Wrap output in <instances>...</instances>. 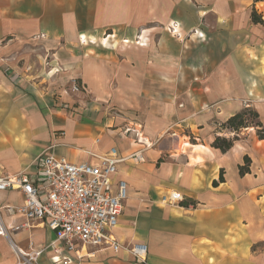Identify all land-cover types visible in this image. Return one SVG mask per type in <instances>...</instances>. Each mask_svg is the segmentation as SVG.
I'll list each match as a JSON object with an SVG mask.
<instances>
[{"label":"crops","instance_id":"obj_1","mask_svg":"<svg viewBox=\"0 0 264 264\" xmlns=\"http://www.w3.org/2000/svg\"><path fill=\"white\" fill-rule=\"evenodd\" d=\"M263 5L0 0V177L34 176L44 151L91 165L112 149L121 158L141 152L143 162H121L113 177L126 185L112 232L122 246L144 244L148 264H254L264 244V140L249 127L224 154L211 143L232 138L218 126L246 107L264 126V28L251 20ZM257 13L264 20V7ZM76 79L86 92L78 100L54 97ZM244 157L249 173L240 175ZM173 191L183 201L163 202ZM22 201L0 192V207ZM1 221L23 250L60 244L47 220L16 233L24 215ZM54 256L51 247L37 264ZM59 257L137 264L124 249L78 245ZM0 264H16L3 236Z\"/></svg>","mask_w":264,"mask_h":264},{"label":"built area","instance_id":"obj_2","mask_svg":"<svg viewBox=\"0 0 264 264\" xmlns=\"http://www.w3.org/2000/svg\"><path fill=\"white\" fill-rule=\"evenodd\" d=\"M177 27L174 24L169 30L175 34ZM122 44H129V41L124 40ZM71 88L73 91L79 90L75 83ZM137 143L143 144L138 139ZM92 156L98 159L97 165L71 163L65 157H56L44 151L34 160L37 169L34 176L22 172L0 177V192L17 191L23 199L17 207H0V236L9 239L16 264H37L43 253L51 247L55 253L50 259L53 264H80L79 258L72 260L59 257L60 252H76L78 245L95 250L111 249L114 252L124 249L137 264H148L144 244L124 247L112 233L126 199L125 182L119 181L116 186L113 185L116 166L129 159L143 162L141 152L121 158L112 149L106 155ZM182 201L183 197L177 191L170 192L163 199L169 205H177ZM1 213L8 216L22 214L26 218L25 224L15 226L11 233L47 220V226L56 233V241L60 244L35 249L29 243L27 250L19 248L4 228Z\"/></svg>","mask_w":264,"mask_h":264},{"label":"trees","instance_id":"obj_3","mask_svg":"<svg viewBox=\"0 0 264 264\" xmlns=\"http://www.w3.org/2000/svg\"><path fill=\"white\" fill-rule=\"evenodd\" d=\"M251 20L254 24H260L264 28V20L255 12V10H252ZM218 127L220 130H226L234 134L233 138L230 139L216 136L211 143L212 148L218 149L223 154L230 150L234 141L238 140V135L243 129L249 127L254 128L257 138L259 140H264V126L259 122L256 111L249 107L234 114L225 123L220 124ZM249 165V159L244 157V165L238 167L239 174L245 175L246 173H249ZM213 185H216V182H213Z\"/></svg>","mask_w":264,"mask_h":264},{"label":"rangeland","instance_id":"obj_4","mask_svg":"<svg viewBox=\"0 0 264 264\" xmlns=\"http://www.w3.org/2000/svg\"><path fill=\"white\" fill-rule=\"evenodd\" d=\"M264 7V5L262 6V7H258V8H255L254 10L256 11V13L257 12H259V10L260 9H262ZM258 14V13H257ZM259 15H261V13H259ZM262 16V15H261ZM8 72H9V70H8ZM8 75H10V73H8ZM73 83H75L76 85H77V87H78V92L77 91H73L72 90V84ZM60 91V93L59 94H57V95H54V97H58V98H67V100H68V97H70L71 99L72 98H76V100H78L79 98V95L81 94V93H86L85 92V90L83 89V86H82V84L76 79V80H71L70 81V85L67 87V88H65V89H63V90H59ZM64 104V103H63ZM66 104H68V103H66ZM116 109V108H115ZM109 111H114V110H111V109H108ZM118 111V110H117ZM119 113H121V115H128V114H124V112L123 111H120L119 110ZM137 116H138V114H137ZM244 130V129H243ZM242 130V131H243ZM233 136H234V134H232ZM240 135V134H239ZM165 136H173V133L170 131V130H168L166 133H165ZM233 136H232V138H233ZM182 142L183 141H181V144H182ZM190 144H193V143H196V141H193L192 139H189V141H188ZM260 251H261V253L258 255L259 257H261V258H257V260H256V262L254 263V264H264V244H262V245H260ZM254 256V255H253Z\"/></svg>","mask_w":264,"mask_h":264}]
</instances>
